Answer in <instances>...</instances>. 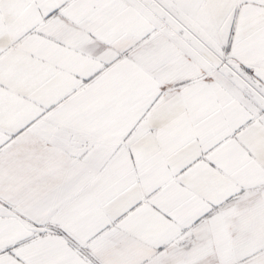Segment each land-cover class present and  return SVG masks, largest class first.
Returning <instances> with one entry per match:
<instances>
[{
  "label": "snow or ice",
  "instance_id": "obj_1",
  "mask_svg": "<svg viewBox=\"0 0 264 264\" xmlns=\"http://www.w3.org/2000/svg\"><path fill=\"white\" fill-rule=\"evenodd\" d=\"M0 264H264V0H0Z\"/></svg>",
  "mask_w": 264,
  "mask_h": 264
}]
</instances>
